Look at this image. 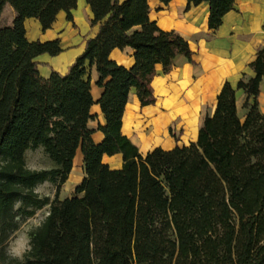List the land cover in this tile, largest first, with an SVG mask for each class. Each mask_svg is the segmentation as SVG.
<instances>
[{"label":"trees","instance_id":"trees-1","mask_svg":"<svg viewBox=\"0 0 264 264\" xmlns=\"http://www.w3.org/2000/svg\"><path fill=\"white\" fill-rule=\"evenodd\" d=\"M85 1L97 35L67 74L44 79L37 58L62 53L60 40L31 42L25 23L36 19L47 31L60 12L73 22L78 0H0V18L7 5L15 13L0 27V264H264V48L249 66L254 77L224 84L196 143L142 155L122 132L128 96L134 88L142 108L154 106L157 66L167 75L193 52L179 33L151 21L149 0ZM236 1L188 0L187 10L207 3L208 27L218 30ZM126 48L134 50L131 68L110 58ZM88 65L104 90L101 144L88 127L95 120ZM237 90L247 95L244 120ZM39 148L53 168H28L27 151ZM79 149L86 178L61 200ZM117 154L120 168L103 162ZM46 182L56 186L53 201L36 192ZM46 206L23 260L10 256L22 223Z\"/></svg>","mask_w":264,"mask_h":264},{"label":"crops","instance_id":"crops-1","mask_svg":"<svg viewBox=\"0 0 264 264\" xmlns=\"http://www.w3.org/2000/svg\"><path fill=\"white\" fill-rule=\"evenodd\" d=\"M187 6L188 0H172L168 5L160 0H149L151 21L163 31L179 33L189 43L193 55L192 62L184 56L177 57L174 69L167 75L163 73L162 66H157L152 81L157 98L154 106L142 108L137 90H131L123 116L122 132L142 155L156 148L171 151L177 146L186 147L196 143L205 118L216 109L224 84L229 81L236 88L243 74L247 78L254 77L249 66L264 48V0H237L235 10L224 17L218 30L208 27L210 8L207 3L190 10H187ZM72 14L74 21L69 22L67 14L60 12L53 27L47 31H43L36 19H29L25 23L31 42L60 40L62 53L54 57L45 54L37 58L39 73L44 79H49L53 72L67 74L84 53L87 40L98 33V27L91 24L93 14L85 0H78L77 9ZM10 22L11 19L5 26H11ZM110 58L121 66L131 68L134 65V50L117 49ZM88 75L95 102L91 109L95 120L90 121L88 127L94 132V142L101 144L105 136L98 131V126L105 124V118L99 100L104 90L98 86L100 78L95 65H88ZM236 99L238 114L244 120L247 110L243 105L247 95L243 90H237ZM258 102L264 114V78ZM32 151H27L26 158ZM36 151L44 153L43 148ZM103 162L118 169L123 164V156H104ZM85 178L84 156L79 149L63 189H76Z\"/></svg>","mask_w":264,"mask_h":264},{"label":"rangeland","instance_id":"rangeland-1","mask_svg":"<svg viewBox=\"0 0 264 264\" xmlns=\"http://www.w3.org/2000/svg\"><path fill=\"white\" fill-rule=\"evenodd\" d=\"M12 17H11V16ZM4 18L0 21V27H3L8 24L9 19H11V25L13 22V9L9 5H7L6 10L4 11ZM11 17V18H10ZM241 110V109H240ZM27 166L31 169H51L54 167V163L50 160V158L40 151L33 150L29 153L26 158ZM50 167V168H48ZM76 189H63L60 192V199L64 200L69 197H73L75 195ZM36 192L39 194L41 198H50V201H53L56 197V186L51 183H44L39 185L36 188ZM50 206H46L42 210L36 212L34 217L26 220L22 223L21 228L16 234L12 237L9 248L15 247L22 251L25 255L26 251L29 249V244L31 240V233L42 224L45 218L48 216ZM23 255V258H24ZM16 259V258H15ZM21 260V259H18ZM23 260V259H22Z\"/></svg>","mask_w":264,"mask_h":264},{"label":"clouds","instance_id":"clouds-1","mask_svg":"<svg viewBox=\"0 0 264 264\" xmlns=\"http://www.w3.org/2000/svg\"><path fill=\"white\" fill-rule=\"evenodd\" d=\"M9 255L16 259H23L24 253L20 251L18 248L10 247L9 248Z\"/></svg>","mask_w":264,"mask_h":264}]
</instances>
